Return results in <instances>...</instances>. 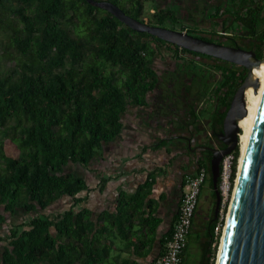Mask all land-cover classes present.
<instances>
[{"label":"trees","instance_id":"trees-1","mask_svg":"<svg viewBox=\"0 0 264 264\" xmlns=\"http://www.w3.org/2000/svg\"><path fill=\"white\" fill-rule=\"evenodd\" d=\"M111 1L144 21L148 0ZM177 12L157 9L148 22L160 26L169 19L176 22ZM208 13L231 46L253 50L264 58V0H229ZM180 30L214 41L194 29ZM162 46L208 56L138 32L86 0H0V63H11L7 70L0 68V208H4L0 224L8 223L6 212L30 214L0 232V264H102L115 236L128 240L136 235L137 244L145 253L151 252L163 221L158 201L151 197L154 173L135 192L120 189L116 211L105 210L95 218L91 209L80 208L85 200L82 191L89 190V185L66 168L87 166L106 143L122 134L129 104H149V94L160 81L152 61ZM209 65L219 72L216 92L218 109L223 112L213 116L208 129L217 137L248 70L228 61ZM206 76L187 110L194 120L202 90L210 86ZM8 140L15 143V153L7 151ZM168 141L159 139L153 147ZM204 153L206 159L201 158L200 165L208 167L207 182L213 189L212 152ZM234 154L232 182L239 170V146ZM63 196L70 198L68 207L51 213ZM215 199L214 192L213 204ZM220 208L216 214L213 207L207 220L200 264L216 263L221 235L216 237L215 226ZM226 212L227 206L224 216ZM173 226L161 239L158 256L165 251Z\"/></svg>","mask_w":264,"mask_h":264},{"label":"crops","instance_id":"crops-1","mask_svg":"<svg viewBox=\"0 0 264 264\" xmlns=\"http://www.w3.org/2000/svg\"><path fill=\"white\" fill-rule=\"evenodd\" d=\"M146 112L145 107L129 104L123 115L122 134L106 143L87 166L70 164L66 168V171L84 177L89 185V190L82 191L85 200L82 201L80 208L91 209L95 218L105 210L115 212L119 190L135 192L150 173H154L155 176L151 197L158 201V215L162 217L160 209L165 208L168 202L179 196L180 204L181 189L186 177L199 168L202 152L191 150L189 148L191 142L188 144L186 138L172 136L179 133L192 136L193 141L199 139L196 130L208 128L209 122H206L208 120L202 118L198 123L196 121L198 118L194 120L188 117L185 111L179 115L157 113V109L154 112ZM186 116L187 118H184ZM196 123L198 125L194 126ZM164 138L169 139L166 145L160 148L153 147L159 139ZM104 177H110V180L103 182ZM69 204L70 198L63 196L50 211L63 212ZM6 220L8 223L0 224V232H7L8 225L15 222L7 215ZM196 220L197 217L189 237L196 230ZM162 224L163 222L158 228L157 240L150 253H145V249L137 244L136 235L128 240L115 236L110 255L102 264H155L154 260L158 257L161 248L159 241ZM199 231L197 245L201 251L206 239V226L202 224ZM188 249L189 243L183 261Z\"/></svg>","mask_w":264,"mask_h":264},{"label":"water","instance_id":"water-1","mask_svg":"<svg viewBox=\"0 0 264 264\" xmlns=\"http://www.w3.org/2000/svg\"><path fill=\"white\" fill-rule=\"evenodd\" d=\"M86 1L107 10L138 32H147L181 48L247 68L248 75L237 89L224 118L223 128L218 134L225 146L207 147L212 152L210 168L216 196L214 210L217 214L221 204L219 190L221 161L225 155L236 151L240 144L242 131L240 120L248 113L246 92L251 86L257 87L258 81L253 79V70L264 61V58H258L253 50L225 45L186 31L154 25L134 18L111 0ZM259 78L264 84V69L260 71ZM237 177L228 220L226 219V229L224 236H221L223 241L219 258L217 257L219 261L216 264H264V89Z\"/></svg>","mask_w":264,"mask_h":264},{"label":"rangeland","instance_id":"rangeland-1","mask_svg":"<svg viewBox=\"0 0 264 264\" xmlns=\"http://www.w3.org/2000/svg\"><path fill=\"white\" fill-rule=\"evenodd\" d=\"M228 2L229 0H148L146 1L144 14L142 17L144 21H148L151 18H153L152 15L155 10L162 8H174L176 11H178L177 12L178 20L175 22L173 21V19H169L168 22H166L163 25L164 27L177 29V30H180L181 27L194 29L198 34H203V35L208 34L207 36L212 37L215 41L222 42V44L225 45H230L231 40L228 38V36L221 35V33L224 34V31H221V26L217 25L215 20H213L211 18V15L208 13V11L214 9L215 5H222V4L225 5ZM156 24L157 23L154 22V25ZM213 32H216L218 34L215 35L214 37L211 36V34L209 35V33H213ZM233 33L234 32L228 34L233 35ZM165 51L167 52L163 53L162 57L157 56L153 60L152 65L154 68H156L159 71L161 81L164 84H168L169 88L166 87L164 88V84H163L160 85L162 89L157 88L155 92L150 93L148 98L151 105L145 107V110L147 112H154V110L157 109L159 113L162 112V114H165L166 111L167 113H169V109H171L170 113L172 114L174 113V115L183 114L184 111L186 115L188 109L186 108L184 101L186 99V100H191L190 102H193L194 101L193 99H195V92L198 87L197 85H195L188 93V95H184L183 92L186 93L187 90L185 91L180 89V87H178L180 83H177L175 86L174 83L177 79L175 78L172 81L169 80V76L166 73L169 70L174 71L177 77L180 78V80L178 81H184L188 77H190V75L194 74L196 76V80L193 79L190 83L195 84V82L197 83V79L200 77L203 70L207 72L210 76L209 78L210 86L206 90H202L203 97L200 99V101L197 104L198 119L196 121L199 123L201 119L204 118L208 120L206 121L207 123L208 122L210 123L214 115L216 114L220 115L223 111L222 109H218V106H220V103L218 102L220 96L216 92V83L217 84L219 83V81H217L219 72L213 67L209 66V64L207 65H205L206 63L201 64V61H198L197 59L200 57L209 58L208 57L209 55L200 56V54H194L193 58L192 57L189 58V56H187L189 60L186 57L182 56L183 58L181 59V61H183L184 66H182L181 69L185 72H180L178 67L176 66V63L179 62V60L177 59L179 57H176L175 54L173 53H168V50ZM204 60L207 61L206 59ZM10 64L11 63L9 62L1 61L0 68L3 70L4 69L7 70L11 67ZM186 72H188L189 75H186L185 74ZM165 92L168 93V95H166ZM184 118H187V116ZM198 123H196L194 126H197ZM11 124H15L14 121H12ZM208 126L210 127L211 123ZM208 128L197 129L196 134L200 139V142L204 144V146H210V145L217 146L218 143L212 144V139L207 132ZM17 131L18 130H15L13 132V135H16ZM6 146H7V151L10 153L12 152L15 153L17 151L15 143L11 142V140H8ZM99 151H101V149ZM201 158H203L204 160L206 159L205 156H202ZM213 195H214V190L209 186V184H207L202 190V193L200 195V200L197 208V216H196L197 217L196 230L194 233L191 234V236L188 239L189 249L185 257V264H200L199 262L201 258V251L199 246L197 245V240L200 234L199 229L201 228L202 224L206 226L207 220L212 214L213 207L215 206V204H213ZM228 210L229 209H227V212L225 213V217H227L226 215L228 214ZM0 211H4V208L3 207L0 208ZM6 215L12 221L15 222L16 221L22 222L30 217V214L29 213L25 214V212H19L17 213V215L14 216L11 215L9 212H6ZM220 244H221V239H220Z\"/></svg>","mask_w":264,"mask_h":264},{"label":"built area","instance_id":"built-area-1","mask_svg":"<svg viewBox=\"0 0 264 264\" xmlns=\"http://www.w3.org/2000/svg\"><path fill=\"white\" fill-rule=\"evenodd\" d=\"M238 146L241 155L240 144H238ZM234 153L235 151L225 155L221 161V172L219 176L221 216L220 221L215 226L216 237L218 235H223L222 233L224 232V226L227 219V217L224 216L223 210L226 206L227 209H229V205L235 191L237 178L235 179V182H232V172L235 158ZM208 177L209 171L208 167L205 165H200L195 173L186 177L182 186V194L177 211V218L168 238L166 249L161 255L158 256L156 264L183 263V255L188 244V237L193 229L196 219V210L199 204L200 195L204 187L208 184ZM222 219H224V223L221 222Z\"/></svg>","mask_w":264,"mask_h":264},{"label":"flooded vegetation","instance_id":"flooded-vegetation-1","mask_svg":"<svg viewBox=\"0 0 264 264\" xmlns=\"http://www.w3.org/2000/svg\"><path fill=\"white\" fill-rule=\"evenodd\" d=\"M215 41V40H214ZM215 42H219V41H215ZM165 50H168V53H173V54H175V56L176 57H179V58H177L178 60H179V62H177L176 63V66L178 67V69H179V71L180 72H185V71H183L182 69H181V67L182 66H184L183 65V61H181V59L183 58L182 56H184V57H186L188 60H189V58H193V56L191 55V54H189V53H185V52H183V51H179V52H177L176 51V49H172V50H169L167 47H165V46H162V47H160V50H159V53H157L154 57H153V60L157 57V56H160V57H162V54L163 53H165V52H167V51H165ZM187 56H189V58L187 57ZM181 57V58H180ZM198 59V61H201V64L202 63H206L205 65H207V64H209V63H219L220 61H225V60H220V59H218V58H215V57H213L212 56V58H207V57H200V58H197ZM203 59V60H202ZM204 59H206L207 61H205ZM190 61H192V60H190ZM153 62V61H152ZM193 62H194V60H193ZM210 66V65H209ZM157 70V69H156ZM168 70V69H167ZM158 71V70H157ZM158 73H159V71H158ZM168 76H169V80H174L175 78L177 79L176 81H175V86H176V84L177 83H180V85L178 86V87H180V89H182V90H187V89H189V88H193L195 85H197V87H199V86H201V84H202V82H201V78H202V76H205V75H207L206 76V80H207V82H206V85H208L209 84V82H210V80H209V78H210V76H209V74L207 73V72H205V71H203L202 70V74L200 75V77L197 79V83L195 82V84H191L190 82L194 79V80H196V76L194 75V74H192V75H190V77H188L186 80H184V81H178V80H180V78H178L177 77V75H176V73H174V71H167V73H166ZM171 74V75H170ZM186 75H189L188 74V72H186L185 73ZM159 77H160V74H159ZM170 81V82H171ZM172 83V82H171ZM164 83L161 81V77H160V81H159V83H158V89H162L161 87H160V85H163ZM202 86H203V84H202ZM169 88V85L168 84H164V88ZM177 87V88H178ZM157 88L155 89V91L157 90ZM175 89V88H174ZM198 89V88H197ZM154 91V92H155ZM151 93H153V92H151ZM166 93V92H165ZM184 93V95H188V92H183ZM166 95H168V93H166ZM194 100V99H193ZM190 101L191 100H186L185 99V101H184V104H185V106H186V108L187 109H189V107H190ZM151 105V103L149 102V106ZM148 106V105H147ZM146 106V107H147ZM159 106V105H158ZM158 112V111H157ZM161 112V111H160ZM171 112V109H169V113ZM159 113V112H158ZM162 113V112H161ZM169 113H167V111H166V113L165 114H169ZM172 114V113H171ZM172 115H174V113L172 114ZM210 123H211V121H210ZM210 123H209V125H210ZM177 134H179V133H177ZM174 135V136H172V137H177V138H181V137H183V138H186L185 140H186V142L189 144L190 142V146H189V148L192 150V149H195V151H197V153H199L198 152V150H200L202 153H204V151L206 150V151H209V152H211V150H209V149H207V147H214V148H221V147H224L225 146V144H224V142H223V140L222 139H220L219 137H218V135H217V137H215V136H213L212 134H211V132L209 131L208 132V135L211 137V139H212V144L213 143H218L217 144V146H214V145H210V146H204V144H202L201 142H200V140L199 139H195L194 141L192 140V136H185V135ZM219 134V133H218ZM202 153H200L201 154V156H206V155H204V154H202ZM181 192H182V189H181ZM178 208H179V196H177V198L176 199H174L173 201L171 200L170 202H168L167 203V205L165 206V208L163 207V208H161L160 209V212L163 214V216H162V219H163V224H162V226H161V229H160V241H159V247H162V243H161V239H163V237H164V235L168 232V230L170 229V227L172 226V224L174 223V219H175V214L177 213V211H178ZM161 225V224H160Z\"/></svg>","mask_w":264,"mask_h":264},{"label":"bare ground","instance_id":"bare-ground-1","mask_svg":"<svg viewBox=\"0 0 264 264\" xmlns=\"http://www.w3.org/2000/svg\"><path fill=\"white\" fill-rule=\"evenodd\" d=\"M263 69H264V61L260 65H257L254 67L253 79L258 81L257 87L251 86L247 89V92H246V101H247L248 113L246 114V116L244 118H242L240 120V124H239L240 127L242 128V131L240 134L241 157H240V161H239L238 175H239V172L241 169V164H242V161L244 158L245 150H246L248 140H249V137H250L252 129H253L254 121L256 118V114L258 111V107H259L261 96H262L263 89H264L263 81L259 78V73ZM237 179H238V177H237ZM235 188H236V185H235ZM233 196H234V194H233ZM232 199H233V197H232ZM231 203H232V200H231ZM231 203H230V207H231ZM229 212H230V209L228 210L227 220H228ZM226 225H227V221L225 224L224 232L226 229ZM224 232H223V236H224ZM222 241H223V237L221 240L218 256L220 255ZM217 261H219V259Z\"/></svg>","mask_w":264,"mask_h":264}]
</instances>
